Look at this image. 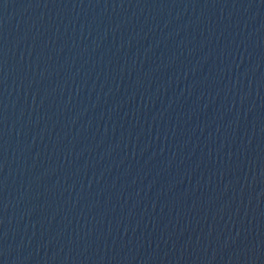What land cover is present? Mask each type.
Instances as JSON below:
<instances>
[{"label": "water", "instance_id": "95a60500", "mask_svg": "<svg viewBox=\"0 0 264 264\" xmlns=\"http://www.w3.org/2000/svg\"><path fill=\"white\" fill-rule=\"evenodd\" d=\"M0 264H264V0H0Z\"/></svg>", "mask_w": 264, "mask_h": 264}]
</instances>
